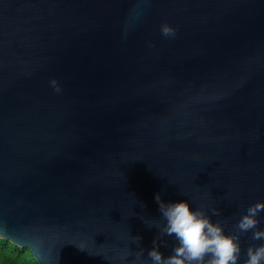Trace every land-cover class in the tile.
<instances>
[{"label":"water","instance_id":"water-1","mask_svg":"<svg viewBox=\"0 0 264 264\" xmlns=\"http://www.w3.org/2000/svg\"><path fill=\"white\" fill-rule=\"evenodd\" d=\"M157 192L226 231L264 200V0H0V233L148 264Z\"/></svg>","mask_w":264,"mask_h":264},{"label":"clouds","instance_id":"clouds-1","mask_svg":"<svg viewBox=\"0 0 264 264\" xmlns=\"http://www.w3.org/2000/svg\"><path fill=\"white\" fill-rule=\"evenodd\" d=\"M164 36H173L176 29L164 23L160 28ZM50 84L59 92L61 87L53 78ZM161 217L158 221L149 222L155 226L158 235L147 249L148 264H264V242L249 244L242 248L241 235L251 232L254 241H264V227L260 225V213L264 211V200L247 206L235 223L236 231H226L220 220L213 219L219 215L218 209L209 210L195 207L189 199L182 198L164 201L159 192L155 194ZM162 237H173L175 244L170 254L161 251ZM137 241L142 237L136 236ZM7 243L11 247L23 249V243L6 233H0V246ZM144 248L139 255L143 256ZM243 257V259H242ZM0 264L7 262L0 257ZM20 264H25L21 261ZM35 264V261H31ZM141 264H144L141 261Z\"/></svg>","mask_w":264,"mask_h":264},{"label":"trees","instance_id":"trees-1","mask_svg":"<svg viewBox=\"0 0 264 264\" xmlns=\"http://www.w3.org/2000/svg\"><path fill=\"white\" fill-rule=\"evenodd\" d=\"M0 257H3L7 264H20L21 261L25 264H31V261L39 264L28 248L11 247L7 243L0 246Z\"/></svg>","mask_w":264,"mask_h":264}]
</instances>
